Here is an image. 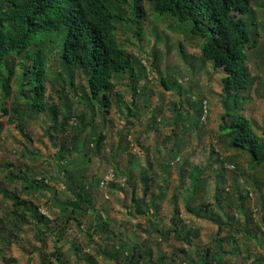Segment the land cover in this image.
<instances>
[{
  "label": "rangeland",
  "instance_id": "1",
  "mask_svg": "<svg viewBox=\"0 0 264 264\" xmlns=\"http://www.w3.org/2000/svg\"><path fill=\"white\" fill-rule=\"evenodd\" d=\"M142 8L145 14L138 24V36L133 34L134 23L118 22L115 30L133 60L148 58L149 61L154 53L155 69L148 75L139 70L138 91L133 97L128 84L131 77L117 75L115 90L131 105V115L117 109L115 90L110 94L109 112H103L104 125L99 122L95 109L92 132L97 133L100 128L106 137L98 153L87 151L89 161L83 169L87 177L84 181L88 184L89 180H99L106 170L113 172L111 177L115 180L112 185L99 183L93 188L87 214L74 218L70 207L62 208L60 203L68 199L69 193L63 190L54 153L65 143L67 132L54 136L50 131L49 136L45 132L50 124L47 113L31 111L22 121L30 137L27 140L0 109V182L10 193L32 202L45 215L38 223L34 218L29 219V211L27 222H17L10 214L11 200L3 198L0 192V264H57L56 247L62 264H116L111 256L120 257L115 251L118 241L129 247L139 244L142 250L150 252L151 260L163 253L171 264H178L182 258L200 263L205 259L204 254L217 251L222 252L224 264H264V235L257 228L260 227L259 206L264 204V173L259 172L260 168L251 167L245 152L228 148L224 136L219 137L217 126L223 113L221 73L201 58V38L190 35L181 23L171 18L154 15L146 1ZM250 8L252 11L245 14V19L251 39H256L257 44L247 48L246 64L256 79L248 92L240 91L246 97L241 112L264 138V0H250ZM124 11L130 16L128 8ZM56 52L57 48L50 46L46 54L50 81L46 82L45 97L48 106H55L61 113L68 111L69 123L73 125L75 114L84 112L90 118V108L78 96L86 91L84 73L73 67V84L65 72L57 78L60 65ZM23 57L18 55L14 60L16 76L21 71ZM16 79H11L8 94L2 99L3 109L20 107L23 101ZM162 79L171 87L166 88ZM203 101L207 110L205 120L200 118ZM126 118L131 124H125ZM90 127L87 124L86 131ZM129 128V135L121 140L120 132ZM164 135L170 136L168 141L163 140ZM161 145L163 154L170 148L179 149L177 157L168 165L158 159ZM75 157L79 163L84 160L79 159V154ZM221 158L232 160L225 161L227 166L222 168ZM9 170L15 177L10 182L5 178ZM18 170L25 175L24 179L17 175ZM143 171L145 178L152 177L148 181L147 196L158 195L152 217L138 214L132 200L133 194L136 198L143 194L140 179ZM42 174L46 184L56 188L55 196L48 189L34 190L24 185L31 178H42ZM254 182L259 183L258 189H252ZM233 183L242 192H248L243 213L238 208L239 198ZM219 191L224 198L222 202L214 197ZM187 201L198 211V216L187 212L184 206ZM96 213L107 220L105 227L96 224ZM209 217H217L220 225H228L220 228ZM15 222L17 228H13ZM169 226L176 231L171 230L166 238L160 239L156 229ZM245 230L255 234L245 235Z\"/></svg>",
  "mask_w": 264,
  "mask_h": 264
},
{
  "label": "trees",
  "instance_id": "2",
  "mask_svg": "<svg viewBox=\"0 0 264 264\" xmlns=\"http://www.w3.org/2000/svg\"><path fill=\"white\" fill-rule=\"evenodd\" d=\"M145 1L154 15L171 18L181 23L190 35L201 38V58L210 62L213 68L221 73L220 101L223 113L217 126L219 137L224 136L228 148L245 152L251 167L254 170L260 168L259 172L264 173V138L259 136L251 120L241 112L246 97L240 95V91L246 89L248 92L256 79L255 76L250 75L246 64L247 48L257 44L256 39H251L245 19V14L252 11L250 0H129L128 2L126 0H0V109L3 110V114H8V121L12 122L27 140H30V137L25 132L22 121L25 116H30L31 111L47 113L50 124L45 128V132L49 136L52 134L50 131H53L54 136L67 132L65 143H61L54 153V164L62 174L63 190L69 193L68 199L60 202L61 207L69 206L70 215L74 218L90 211L89 199L93 196V188L108 173L106 170L102 178L95 181L89 180L88 184H85L84 180L87 177L83 169L89 161L87 151L98 153L101 149V141L106 137L100 128L97 133L92 132L95 125L93 121L95 109L100 118L99 122L104 125L103 112H109L111 108L110 94L115 90L117 75L123 73L131 77L128 84L133 97L138 91L139 70H144L148 75L152 68L155 69L154 53L149 61L148 58L141 61L133 60L122 41L118 39L115 30L118 22L131 25L134 23L133 34L135 37L138 36L140 32L138 24L145 14L142 8V3ZM124 8L129 9L130 16L125 14ZM50 46L57 48L60 65L57 78L65 72L69 83L73 84L72 68L77 67L84 73L86 91L78 96L79 100L91 110L89 119L84 112H80L74 115L75 121L71 125L69 123L71 116L68 111L61 113V110L55 106L47 105L46 82L50 81V77L47 73L46 54ZM18 55H23L25 61H21V71L16 76L14 60ZM12 78L16 79L18 93L23 101L20 107L12 106L7 110L2 108L1 102L8 94ZM162 82L166 88L171 87L166 79H162ZM115 96L117 109L123 110L126 115H131L129 114L131 105L122 100V94L115 90ZM87 124L91 125L89 131H86ZM125 124H131V122L128 120ZM129 131L130 128L120 132L121 140L127 138ZM169 137L164 135L163 140L168 141ZM163 149V145L159 146L158 159L168 165L177 157L179 149L176 148L173 151L170 148L166 154L162 153ZM75 154H79V159L84 158L82 163H79ZM230 160L232 159L221 158L222 168L227 166L225 161L230 162ZM8 172L10 173H7L5 178L10 182L15 177L11 170ZM144 172L140 173L143 194L139 198L133 194L132 200L135 205L134 210L138 214L146 213L152 217L156 213L154 199L158 195L147 196V190L150 188L148 181H151L152 177L149 175V178H145ZM17 175L24 179L25 175L19 170ZM115 176L117 177V174ZM41 177L40 179L31 178L24 185L28 189H48L55 196L56 188L46 184L45 175L42 174ZM114 180L115 178L111 177L107 183L112 185ZM232 187L239 198L240 213H243V202L248 192H242L237 183H233ZM251 187L258 189L259 183L254 182ZM0 192L3 198L11 200L10 214L16 217L17 222L25 223L34 218L40 223L45 217L36 205L26 202L15 193H10V190H7L1 182ZM221 194L220 191L215 193L214 197L218 202L224 201ZM187 203L188 201L184 205L187 212L198 216V211H194ZM29 211H31L30 218L26 215ZM171 217L174 219L175 215ZM95 219L96 224L101 227L107 225V220L102 219L99 213L95 214ZM208 220L213 221L220 228L224 224L228 225L227 223L220 225L217 217H209ZM259 222L260 227L258 225L257 228L264 235V204L259 206ZM12 225L13 228L18 227L16 222ZM171 230L176 231V228L169 226L165 229H156L160 239L166 238ZM248 233L255 234L247 230L245 235ZM182 238L186 239L184 236ZM116 248L115 251L120 257H116V254L111 256L116 264H121V261L125 264H171L170 261H166L163 253H159L151 260L150 252L142 250L137 243L129 247L124 242L118 241ZM58 251L56 247L54 256L58 261L57 264H62ZM204 256L205 259L200 263H190L188 259L182 258L178 264H224L222 252L217 251L214 254L207 252ZM262 261L264 263V257Z\"/></svg>",
  "mask_w": 264,
  "mask_h": 264
},
{
  "label": "built area",
  "instance_id": "3",
  "mask_svg": "<svg viewBox=\"0 0 264 264\" xmlns=\"http://www.w3.org/2000/svg\"><path fill=\"white\" fill-rule=\"evenodd\" d=\"M205 106H206L205 101H203V103H202L203 109H202V113L200 115V118L202 120H205V117H206V111L207 110L205 109ZM111 176H112V172L109 171L106 175H104L103 179L100 181V185L107 183V181H109L111 179Z\"/></svg>",
  "mask_w": 264,
  "mask_h": 264
}]
</instances>
